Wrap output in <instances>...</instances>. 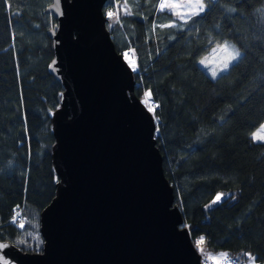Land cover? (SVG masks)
<instances>
[{"label":"trees","instance_id":"trees-1","mask_svg":"<svg viewBox=\"0 0 264 264\" xmlns=\"http://www.w3.org/2000/svg\"><path fill=\"white\" fill-rule=\"evenodd\" d=\"M159 1L111 0L102 11L115 52L136 61L134 95L154 109L173 203L196 251L204 236L205 254H248L263 264L264 142L249 134L264 120V0H202L206 11L188 24ZM48 4L0 0V241L23 253L41 251L39 212L56 182L49 116L61 87L47 71L55 26ZM212 38L240 50L215 78L197 65ZM217 192L225 197L211 204Z\"/></svg>","mask_w":264,"mask_h":264},{"label":"water","instance_id":"water-1","mask_svg":"<svg viewBox=\"0 0 264 264\" xmlns=\"http://www.w3.org/2000/svg\"><path fill=\"white\" fill-rule=\"evenodd\" d=\"M106 1L59 0L64 14H52L47 71L61 87L49 116L56 182L39 212L41 251L0 241L8 264H201L162 174L155 120L106 30Z\"/></svg>","mask_w":264,"mask_h":264},{"label":"snow or ice","instance_id":"snow-or-ice-1","mask_svg":"<svg viewBox=\"0 0 264 264\" xmlns=\"http://www.w3.org/2000/svg\"><path fill=\"white\" fill-rule=\"evenodd\" d=\"M210 2V0H209ZM107 3L110 5L111 4V0H107ZM179 7H185L187 8L189 11H186V12H183V13H180V12H176L174 13L175 15H177L182 21L184 24H188L189 23V19L190 18H194V17H197L201 14H203L205 11H206V7H205V2H202V0H185V3L180 5V4H167V3H161L160 5V8L161 9H164V8H171V9H176V8H179ZM56 13L60 16H63V11L60 9L59 7V0H56V3H55V7L54 9H52L50 11V15ZM107 17L109 19H111L113 17V12L112 11H108L107 12ZM113 25L112 24H109L108 27L111 28ZM223 52H226L227 49H222V50H213V60H216V63H219L220 60H221V53ZM124 59L125 61L127 62L128 64V67L133 71L135 72L136 71V61L135 59H133L129 54L128 52H125L124 53ZM212 61H209L208 63H211ZM200 63L204 66H208L205 62L204 59H202L200 61ZM214 65V66H215ZM213 66V67H214ZM145 96L146 97H151V92H145ZM147 111L149 113H154V109L153 107L149 106L147 108ZM253 138L255 140H260V141H264V128H261L260 130H258L257 132L253 133ZM221 200V196L218 194L217 197H216V200L214 201V203H216L217 201H220ZM16 217L14 216L13 217V220L15 221ZM21 228H23V222H21V225H20ZM29 235H31V233H29ZM20 243H23V241H20ZM205 243V237L204 236H201L198 240H196L195 242V246L197 249H200L202 250V246L204 245ZM8 247L7 244H0V249H3V248H6ZM251 260H254V258H250ZM0 261H2V264H8V261L7 260H4L2 257H0ZM214 264H221V262L219 260H214Z\"/></svg>","mask_w":264,"mask_h":264},{"label":"rangeland","instance_id":"rangeland-1","mask_svg":"<svg viewBox=\"0 0 264 264\" xmlns=\"http://www.w3.org/2000/svg\"><path fill=\"white\" fill-rule=\"evenodd\" d=\"M161 3H167V4H180V5H182V4H184L185 3V0H160V5H161ZM115 9V6H113L112 7V9ZM158 8L160 9V10H166V11H169L170 13H172L173 14V16L175 17V18H177L178 20H180V21H182L177 15H175L174 13H176V12H180V13H183V12H186V11H189L187 8H185V7H179V8H176V9H171V8H164V9H161L160 8V6H158ZM264 11V10H263ZM106 14V13H105ZM116 16V9H115V14H113V17H115ZM215 45L212 43V42H210L209 43V47H208V50H206V52L203 54V55H201L199 58H198V60H197V65L207 74V76H209L210 78H215L216 76H218L219 74H221V73H223V72H225L227 69H221L220 71H218L217 72V74L215 75V77H213V76H211V74H210V69L215 65V63H216V60H213V56H214V54H213V50H212V48L214 47ZM238 58V57H237ZM237 58L236 59H234V60H232L230 63H229V66L232 64V63H234L236 60H237ZM199 59H204L205 60V62H206V64L208 65L207 67L206 66H204V65H202L200 62H199ZM125 60V59H124ZM209 61H212L211 63H208ZM126 62V61H125ZM127 63V62H126ZM228 66V67H229ZM150 105H147V108L149 107ZM262 122H264V120L262 121ZM262 122L261 123H259V125L257 126V127H255L251 132H250V134H249V136H250V139L253 141V142H264V141H260V140H255L254 138H253V133H255V132H257L258 130H260L261 129V125H262ZM220 195L221 196V200L225 197L224 196V194L222 193V192H217V193H215V195L213 196V198H212V200H211V204H214V201L216 200V197H217V195ZM218 202V201H217ZM16 218H18L17 216H15ZM19 220V219H18ZM14 221V220H13ZM14 222H16V221H14ZM197 253L198 254H200V255H202V256H204V257H206V258H208V259H211V260H219L220 258H222L223 257V255H224V252H222V251H219V252H216L215 254H205V253H203L202 252V250H200V249H198V251H197ZM250 258H252V256H250V255H248V254H246L245 255V259H244V261H243V264H259V263H256V262H254L253 260H251ZM264 264V263H263Z\"/></svg>","mask_w":264,"mask_h":264},{"label":"clouds","instance_id":"clouds-1","mask_svg":"<svg viewBox=\"0 0 264 264\" xmlns=\"http://www.w3.org/2000/svg\"><path fill=\"white\" fill-rule=\"evenodd\" d=\"M212 43L215 45L212 50L227 49L226 52L222 51L220 62L210 69L211 76L215 77L218 71L228 68L229 63L240 55V50L234 42L228 39L212 38ZM201 60L199 59V62ZM261 128H264V122H262Z\"/></svg>","mask_w":264,"mask_h":264},{"label":"built area","instance_id":"built-area-1","mask_svg":"<svg viewBox=\"0 0 264 264\" xmlns=\"http://www.w3.org/2000/svg\"><path fill=\"white\" fill-rule=\"evenodd\" d=\"M111 11L113 12V14H115V9L114 8ZM130 56L132 57L131 54H130ZM15 221H18V218H16ZM219 261L221 262V264H242L241 261H239L236 258L230 257V256H223ZM200 262L202 264H214L213 260L204 258L202 256H200Z\"/></svg>","mask_w":264,"mask_h":264},{"label":"crops","instance_id":"crops-1","mask_svg":"<svg viewBox=\"0 0 264 264\" xmlns=\"http://www.w3.org/2000/svg\"><path fill=\"white\" fill-rule=\"evenodd\" d=\"M158 6H160V1H159V3H158ZM158 6H157V7H158ZM224 254H225V253H224Z\"/></svg>","mask_w":264,"mask_h":264}]
</instances>
